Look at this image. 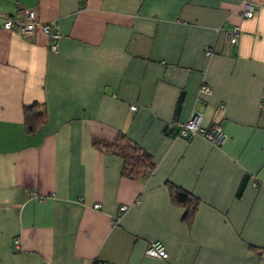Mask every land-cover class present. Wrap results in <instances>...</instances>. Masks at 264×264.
I'll list each match as a JSON object with an SVG mask.
<instances>
[{
  "label": "crops",
  "instance_id": "0c3cea01",
  "mask_svg": "<svg viewBox=\"0 0 264 264\" xmlns=\"http://www.w3.org/2000/svg\"><path fill=\"white\" fill-rule=\"evenodd\" d=\"M249 1L252 19L239 0H0L59 35L53 52L39 29L0 30V264H264V0ZM34 103L46 121L29 134ZM193 111L220 146L178 137ZM119 133L151 176L92 145ZM166 182L198 198L191 222Z\"/></svg>",
  "mask_w": 264,
  "mask_h": 264
},
{
  "label": "built area",
  "instance_id": "2783aa9c",
  "mask_svg": "<svg viewBox=\"0 0 264 264\" xmlns=\"http://www.w3.org/2000/svg\"><path fill=\"white\" fill-rule=\"evenodd\" d=\"M240 17L244 19H252L255 15L257 8L249 0H239ZM39 29L44 34L48 35L51 40L50 50L57 51L56 41L59 39L57 33L52 31L55 29L53 25L41 24L37 21L36 15L32 11H24L22 16L13 15H0V30L15 32L24 38L31 37L35 31ZM230 45L237 46L239 40L240 29L234 26L230 31L224 32ZM212 52L208 51L207 56H211ZM210 95V88L205 83L201 84L198 92V100L204 96ZM131 110H135L134 107ZM201 114L193 111L189 118L182 123H175L179 128L178 137L187 139L193 137H200L214 146H220L226 139L220 126L212 125L208 128L204 127L201 123ZM94 209H99L100 205L93 206ZM126 206H122L119 212L126 211ZM146 255L150 258L166 260L167 254L164 248L157 243L150 244L146 249Z\"/></svg>",
  "mask_w": 264,
  "mask_h": 264
},
{
  "label": "trees",
  "instance_id": "16d2710c",
  "mask_svg": "<svg viewBox=\"0 0 264 264\" xmlns=\"http://www.w3.org/2000/svg\"><path fill=\"white\" fill-rule=\"evenodd\" d=\"M45 121L46 110L44 105L34 103L24 108V124L29 134L35 133ZM188 139L191 138L185 140ZM92 145L102 153L119 157L123 161L121 175L126 179L135 181L142 176H151L154 172L155 163L152 156L124 133L117 134L111 142L95 139L92 141ZM166 187L172 204L184 209V219L188 223L191 222L198 207V198L171 182H166Z\"/></svg>",
  "mask_w": 264,
  "mask_h": 264
}]
</instances>
